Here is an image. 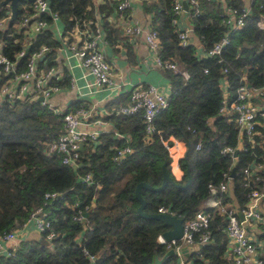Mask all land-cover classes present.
<instances>
[{
  "label": "trees",
  "instance_id": "16d2710c",
  "mask_svg": "<svg viewBox=\"0 0 264 264\" xmlns=\"http://www.w3.org/2000/svg\"><path fill=\"white\" fill-rule=\"evenodd\" d=\"M47 1L62 24L61 38L54 34L49 13L32 17L44 19L46 25L35 31L21 56H12L17 72L43 46L47 50L36 62L37 71L59 68L62 39H75V27L90 33L99 25L109 43L117 40L120 28L109 19L116 0L97 4L92 0ZM175 1L142 0L143 14L158 35L157 54L177 65L176 70L156 65L167 79L170 96L168 105L156 113L151 133H146L141 110L117 111L130 91L120 93L107 102L109 110L114 108L103 116L114 130L83 141L77 165L63 164L60 154L49 151L48 144L63 132L62 112L77 106L55 112L31 95L0 99V233L18 230L5 243L0 264H88L83 248L96 255L92 264H236L225 231L226 217L207 201L216 198L241 209L251 189L264 190V118L258 112L254 131L247 135L239 130L233 114L219 112L223 94L232 100L240 83L264 85V0H196V7L183 0L192 39L186 45L179 43V28L172 23ZM225 6L248 9L241 26L226 23ZM224 35L228 42L219 54L200 55ZM3 36L0 29V46L11 56ZM12 76L0 65V85ZM47 83L69 85L67 70L63 67L61 78L52 75ZM254 101L264 102V94ZM170 134L185 146L180 161L183 177L176 181L178 185L167 182L158 190L141 187L140 193L147 213L164 205L183 220L198 210L210 214L208 242L185 250L183 246L180 254L167 253L165 244L158 242L167 226L140 215L135 196L138 182L161 184L162 165L169 166V158L159 135ZM124 146L131 151L114 159L115 148ZM223 146L235 148L237 153L223 155ZM244 168L249 170L247 176ZM86 174L90 175L87 180ZM188 175L190 182L183 186ZM221 181H227L225 191L217 188ZM208 183L216 186L214 192ZM49 192L56 196L45 197ZM38 209L48 227L39 236H24L19 228ZM80 215L84 216L75 219ZM50 231L54 234L47 239L45 234ZM262 256L264 260V252Z\"/></svg>",
  "mask_w": 264,
  "mask_h": 264
},
{
  "label": "built area",
  "instance_id": "2783aa9c",
  "mask_svg": "<svg viewBox=\"0 0 264 264\" xmlns=\"http://www.w3.org/2000/svg\"><path fill=\"white\" fill-rule=\"evenodd\" d=\"M191 5L197 6L196 0H189ZM31 15L24 14L21 17V24H28L32 18L40 13H49L53 22L58 19V14L52 12L49 8L47 0H32L30 1ZM129 6V0H119L117 3V10L123 11ZM183 3L176 0L173 5V10L176 16L172 19V23H178V15L182 11ZM225 21L228 25L233 27L241 26L244 17L248 14V9H238L237 7L225 6L223 8ZM35 25L34 29L38 30L46 25V21L40 18H33ZM4 22L0 20V29H2ZM261 26L262 23L259 22ZM123 30L127 34L138 35L142 34L144 37L147 48L154 54L155 64L163 68L177 69L175 62L161 59L157 54L158 48V35L157 32L149 27L145 29L143 25L138 22L124 23ZM77 37L76 41L69 44L70 50L77 59V64L80 65L88 74L92 76V85L96 88L107 87L111 90L116 88L113 79L112 71L109 62L104 56L101 43L104 40L102 30L99 25L92 32L81 30L79 27L74 28V33ZM179 43L186 45L191 39V28H179L178 33ZM228 42L226 35L220 37L212 45L208 51L203 49L200 55L219 54L222 47ZM46 46L41 47L39 50L33 52L28 58L23 70L17 72L15 70V59L10 56L7 51L0 46V65L2 71L5 73H13L12 78L7 79L0 85V99L12 97H23L31 95V98L40 100L41 103L46 104L55 112H62L57 105L52 104L50 97L52 93L59 89L58 85L47 83L48 78L55 75V68L50 67L47 70L37 71L36 59H38L45 51ZM20 50L17 57L23 54ZM16 57V58H17ZM187 77V73L183 72ZM56 76V75H55ZM19 83V84H18ZM264 94V85L250 87L245 82L240 83L234 94V98L229 101L228 94H223V99L219 112L223 114H233L235 122L239 130L247 135H251L254 131L255 116L259 112L264 118V102L257 103L255 99H260ZM170 91L169 88L159 87L152 84L145 86H134L128 96L125 104L118 107L117 111L123 114H130L135 111L141 110L145 120L146 133L153 131V119L159 109L168 105ZM42 97L41 99H39ZM63 113V132L58 135L56 139L48 144V150L58 152L60 154L61 163L77 165L79 157V143L89 139H95L99 134V130H82L79 125L85 121L89 112L83 105L77 106L72 111ZM100 122V120H98ZM161 143L167 150L169 158L168 170L174 180L179 181L184 175V170L180 165L181 158L185 151L184 143L176 136L170 134L166 137L159 135ZM199 147V143L196 144ZM116 154L114 159L123 158L124 155L131 151L128 146L115 148ZM235 148L230 146H223L220 149L221 154H231ZM245 176L249 174L247 168L243 169ZM89 174L84 176V179H89ZM210 191H215L216 186L208 183ZM218 190L225 191L227 189V181H221L218 184ZM55 197L56 192L45 193V197ZM248 201L241 208L228 206L220 199L209 198L208 204L217 207L220 214L226 217L225 231L228 236L229 249L233 254V259L236 264H264V239H257L252 231V225L261 227L264 231V216L258 208V202L264 198V190L251 189L247 193ZM157 212L173 214L172 210L167 206L160 205ZM242 214V217L239 216ZM84 215L76 216L75 219H81ZM33 221L35 228L38 231H43L48 227V221L43 218V213L36 210L29 219ZM28 221V222H29ZM210 221V214L203 210H198L195 214L183 220L182 222V235L180 239L165 240L161 234L158 235L157 240L165 244L167 249H173L174 252L180 254L181 248L192 247L195 243H206L210 238V231L208 229ZM28 222L24 223L21 228ZM19 228V231H21ZM18 230L0 233V253L5 249V243L12 241ZM53 232H47L45 237L50 239ZM179 241V242H178ZM83 255L88 260V264H92L96 259V255L83 248Z\"/></svg>",
  "mask_w": 264,
  "mask_h": 264
},
{
  "label": "crops",
  "instance_id": "0c3cea01",
  "mask_svg": "<svg viewBox=\"0 0 264 264\" xmlns=\"http://www.w3.org/2000/svg\"><path fill=\"white\" fill-rule=\"evenodd\" d=\"M0 0V20L4 22L1 29L4 36V43L9 46L11 56H16L19 50H25L32 41L35 34L34 19L22 25L20 20L22 15H31L30 1L20 0L17 4V12L14 18H11V9L9 3L1 4ZM94 3H102L104 0H92ZM118 3L119 0H116ZM181 2L183 0H180ZM142 0H129V6L124 11L117 8L109 19L116 21V27H119V33L115 42L109 43L108 39L103 37L101 47L105 58L110 64L116 88L111 90L107 87L96 88L92 83V76L88 74L80 65L69 48L70 42L62 39L59 47L58 60L61 64L59 68H55V75L59 80L62 76V68L64 67L69 74V85L59 86V89L52 93L50 101L57 105L60 109H65L71 104L74 106L83 105L89 112L87 118L79 125L82 130H99L113 131L110 121L104 119L103 116L110 113L114 107H106L109 100L123 92H129L134 86L152 84L159 87H168L167 79L161 74L156 66L154 54L147 48L142 34L131 35L123 30L124 23H135L143 25L145 29L149 28L148 16L143 14ZM118 11V12H117ZM125 13V14H124ZM190 17L183 9L178 16V28L189 27ZM62 24L57 19L53 25L54 34L61 38ZM72 41H76L77 37L73 34ZM71 41V42H72ZM37 62V61H36ZM100 120V122H98ZM208 203V201H207ZM258 208L264 216V198L258 202ZM253 234L257 239H264L262 234L264 231L261 227L252 225ZM24 236H39V231L35 228L33 221H29L21 228ZM262 232V233H261ZM263 237L259 238L258 235Z\"/></svg>",
  "mask_w": 264,
  "mask_h": 264
},
{
  "label": "water",
  "instance_id": "95a60500",
  "mask_svg": "<svg viewBox=\"0 0 264 264\" xmlns=\"http://www.w3.org/2000/svg\"><path fill=\"white\" fill-rule=\"evenodd\" d=\"M20 0H2L1 4L9 3L10 9H11V18H14L16 12H17V4ZM32 1V0H28ZM184 8H186V4L184 1H182ZM45 54V53H44ZM44 54H42L36 61L40 60ZM249 85V84H248ZM40 97L39 99H41ZM83 143H79V150L82 149ZM237 153V150L233 152V155ZM167 182L174 183L178 185V183L173 179V177L170 175L168 166L166 164L162 165V182L159 186H151L147 184L144 181L138 182L136 187H135V196L139 200V205L137 207V212L148 218H156L162 221L167 228L162 231L161 235L165 240H170V239H180L182 235V222L183 219L181 217L176 216L175 214H168V213H160V212H152V213H147L143 210L145 206V200L142 198L140 190L141 187H145L151 190H158L161 189ZM190 182V176L188 175L186 182L183 184V186H186ZM87 213H85L86 215ZM239 216L242 217V214L239 213ZM264 235V232L262 233ZM187 247H183V250H185ZM173 249H168L167 253H172ZM155 261L156 257H155Z\"/></svg>",
  "mask_w": 264,
  "mask_h": 264
},
{
  "label": "rangeland",
  "instance_id": "374dc122",
  "mask_svg": "<svg viewBox=\"0 0 264 264\" xmlns=\"http://www.w3.org/2000/svg\"><path fill=\"white\" fill-rule=\"evenodd\" d=\"M256 226V225H255ZM257 227V226H256Z\"/></svg>",
  "mask_w": 264,
  "mask_h": 264
},
{
  "label": "clouds",
  "instance_id": "9594fccd",
  "mask_svg": "<svg viewBox=\"0 0 264 264\" xmlns=\"http://www.w3.org/2000/svg\"><path fill=\"white\" fill-rule=\"evenodd\" d=\"M176 181V180H175Z\"/></svg>",
  "mask_w": 264,
  "mask_h": 264
}]
</instances>
